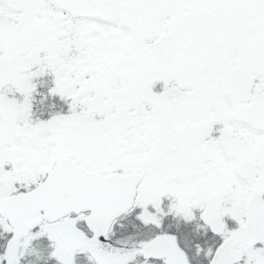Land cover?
Masks as SVG:
<instances>
[{
	"label": "snow or ice",
	"instance_id": "1",
	"mask_svg": "<svg viewBox=\"0 0 264 264\" xmlns=\"http://www.w3.org/2000/svg\"><path fill=\"white\" fill-rule=\"evenodd\" d=\"M0 264H264V0H0Z\"/></svg>",
	"mask_w": 264,
	"mask_h": 264
}]
</instances>
